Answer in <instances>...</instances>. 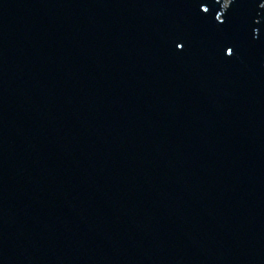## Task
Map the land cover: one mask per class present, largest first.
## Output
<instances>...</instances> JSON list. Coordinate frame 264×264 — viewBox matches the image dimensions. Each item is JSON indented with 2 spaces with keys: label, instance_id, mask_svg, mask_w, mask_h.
<instances>
[{
  "label": "water",
  "instance_id": "1",
  "mask_svg": "<svg viewBox=\"0 0 264 264\" xmlns=\"http://www.w3.org/2000/svg\"><path fill=\"white\" fill-rule=\"evenodd\" d=\"M261 2L0 0V264H264Z\"/></svg>",
  "mask_w": 264,
  "mask_h": 264
},
{
  "label": "snow or ice",
  "instance_id": "2",
  "mask_svg": "<svg viewBox=\"0 0 264 264\" xmlns=\"http://www.w3.org/2000/svg\"><path fill=\"white\" fill-rule=\"evenodd\" d=\"M259 7H260L261 9H264V2H261V3L259 4ZM205 11H207V10L205 9ZM216 20H221V19H220L219 16H216ZM221 23H223V21H221ZM177 47H183V45H181V44H177ZM231 54H232V49L229 48V49H228V55H231Z\"/></svg>",
  "mask_w": 264,
  "mask_h": 264
}]
</instances>
